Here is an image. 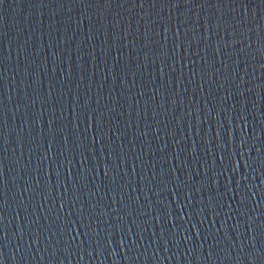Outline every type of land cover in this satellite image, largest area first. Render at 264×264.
<instances>
[{
	"label": "water",
	"instance_id": "95a60500",
	"mask_svg": "<svg viewBox=\"0 0 264 264\" xmlns=\"http://www.w3.org/2000/svg\"><path fill=\"white\" fill-rule=\"evenodd\" d=\"M0 264H264V0H0Z\"/></svg>",
	"mask_w": 264,
	"mask_h": 264
}]
</instances>
